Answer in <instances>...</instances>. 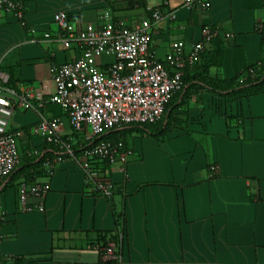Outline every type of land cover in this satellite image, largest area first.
Listing matches in <instances>:
<instances>
[{
  "label": "crops",
  "instance_id": "obj_1",
  "mask_svg": "<svg viewBox=\"0 0 264 264\" xmlns=\"http://www.w3.org/2000/svg\"><path fill=\"white\" fill-rule=\"evenodd\" d=\"M23 1L24 24L0 11V64L16 67L15 90L30 84L45 97L54 91L51 64L80 53L43 40L45 32L57 31L52 17L58 11L96 27L106 19L132 26L150 19L155 8L173 10L174 19L149 28L151 51L164 60L181 41L188 54L208 27L215 35L206 50L224 46L221 66L206 71L210 78H231L264 52V0H207V10L186 8L183 0ZM194 68L186 66V79ZM197 82H186L177 103ZM224 93L188 91L179 109L185 113L177 115L181 122L163 141L141 125L115 129L134 155L125 165H103L116 189L111 200L89 192L76 162L57 160L35 128L41 116L57 117L59 132L78 147L87 131L73 132L65 110L55 104L17 108L9 127L21 130L20 164L0 180V264H114L100 261L96 243L101 233L114 231V211L125 214L122 264H264V92L229 102ZM43 157L53 160L51 176ZM21 181L48 185L44 211L22 210Z\"/></svg>",
  "mask_w": 264,
  "mask_h": 264
},
{
  "label": "built area",
  "instance_id": "obj_2",
  "mask_svg": "<svg viewBox=\"0 0 264 264\" xmlns=\"http://www.w3.org/2000/svg\"><path fill=\"white\" fill-rule=\"evenodd\" d=\"M194 5L207 10L210 4L207 0H183L186 8ZM0 11L24 24L23 0H0ZM164 18L174 19L175 12L155 8L150 19L132 26L106 19L99 26L88 27L64 11L55 12L52 20L57 31L45 32L43 40L62 42L67 47L78 48L80 53L72 60L51 64L54 91L47 97L30 84L18 90L8 87V74L0 70V180L11 177L20 164L17 140L21 130L9 127L13 112L17 108L29 110L36 109L37 105L55 104L65 110L73 132H88L78 153L70 138L65 139L59 132L57 117L41 116L35 131L50 146L57 160L67 156L76 162L89 192L111 200L116 189L103 165H125L134 151L121 139H101V136L124 126L158 121L172 94L184 87L183 69L198 60L207 49L206 43L215 35L214 30L204 27L203 40L194 42L188 54L182 52L184 43L179 41L165 59L160 60L149 47L148 30ZM102 57H111V60ZM43 158L44 170L51 176L53 160ZM214 170L215 166H210V171ZM18 189L23 211H44L43 202L49 191L46 183L21 181ZM30 197L38 199V203L30 204ZM3 220L4 212L0 207V241ZM116 235V239L108 238L99 243L101 262L122 264L124 225L118 226Z\"/></svg>",
  "mask_w": 264,
  "mask_h": 264
},
{
  "label": "trees",
  "instance_id": "obj_3",
  "mask_svg": "<svg viewBox=\"0 0 264 264\" xmlns=\"http://www.w3.org/2000/svg\"><path fill=\"white\" fill-rule=\"evenodd\" d=\"M223 49L224 46L219 45L211 50H205L202 52L199 55L198 60L192 64L196 69L194 68L192 74L190 75V79H186V74H189L185 71V67L182 75L184 86L186 82L192 81L193 79H197L201 84H198V82L191 83L181 95V99L178 103L177 101L179 95L184 87L181 90L174 92L166 104L161 118L154 123L141 125L142 129L148 130L150 134L158 139V141L165 140L166 131L171 129L174 125H179L181 122L177 115L185 113V110L180 111L179 109L181 105L187 102V92L190 90L201 91L203 89H209L212 92L225 91L223 96L228 102L264 92V52H260L258 59L255 62L247 63L240 72L231 78H210L207 76L206 71L209 67L221 66ZM0 70L8 74V81L6 85L12 89H16V83L18 81V72L16 67L0 64ZM64 138L66 139L67 137L65 136ZM101 139H121L126 142L125 137L120 130L110 131L101 136ZM72 147L75 148L78 153V146H76V144H72ZM105 166L109 165L104 164V167ZM114 216L116 224L114 231L101 233L96 240V243L99 244L100 242H105L108 238L116 239V229L118 226L122 224L125 228V214L123 212L114 211Z\"/></svg>",
  "mask_w": 264,
  "mask_h": 264
},
{
  "label": "rangeland",
  "instance_id": "obj_4",
  "mask_svg": "<svg viewBox=\"0 0 264 264\" xmlns=\"http://www.w3.org/2000/svg\"><path fill=\"white\" fill-rule=\"evenodd\" d=\"M102 59H105L107 61H110L111 60V57H105V58L102 57ZM164 120H166V119H164Z\"/></svg>",
  "mask_w": 264,
  "mask_h": 264
}]
</instances>
